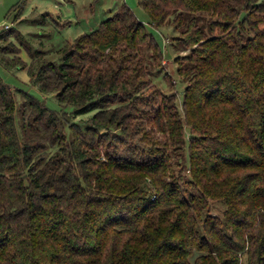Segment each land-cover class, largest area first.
Returning <instances> with one entry per match:
<instances>
[{
  "label": "trees",
  "instance_id": "obj_1",
  "mask_svg": "<svg viewBox=\"0 0 264 264\" xmlns=\"http://www.w3.org/2000/svg\"><path fill=\"white\" fill-rule=\"evenodd\" d=\"M141 4L191 49L183 110L164 95L150 138L132 121L150 99L140 51L163 54L130 7L59 63L0 33V62L60 106L0 78V264H264V1ZM184 151L189 178L174 170Z\"/></svg>",
  "mask_w": 264,
  "mask_h": 264
},
{
  "label": "rangeland",
  "instance_id": "obj_2",
  "mask_svg": "<svg viewBox=\"0 0 264 264\" xmlns=\"http://www.w3.org/2000/svg\"><path fill=\"white\" fill-rule=\"evenodd\" d=\"M23 1H25L24 5L20 7ZM122 5L131 8L163 54L159 63L153 59V48L148 43L144 44L140 51L142 65L147 68V70H141L148 83V89L143 93L150 99L140 105L141 112L133 113L136 119L132 121L136 124L135 130H138L137 139L143 136L150 138L151 127L145 115L154 114L164 95L167 98L171 97V101L177 104L179 110H183L187 83L179 75L178 69L180 62L190 53L191 49L183 40H179L181 33L175 31L172 18L166 21L161 28L154 27L141 0H0V33L6 28L5 26H11L16 31L12 40H16L17 35L23 37L31 43L34 49L44 52L48 60L59 63L60 52L66 45L74 43L83 34L97 30L101 23L113 17ZM18 15L20 18L17 20ZM45 15H47V20H44ZM208 19L209 16L201 15L202 23H207ZM0 78L12 87L28 91L44 100L49 108L60 109L58 101L54 98L55 95H43L32 82L31 85L30 78L23 71L7 67L0 62ZM64 109L70 118L73 117L71 120L74 119L76 122L88 119L92 115L74 117L73 107L68 106ZM154 131L158 132L157 129ZM156 134L158 138L160 137L159 141L164 144L165 135ZM189 137L187 133V139ZM158 144L161 143L158 142ZM169 148L172 152L173 146L170 145ZM188 158V152L184 151L180 157L175 156L174 159L175 172L183 174L184 178L190 176ZM223 209V206L217 203L213 208V213L220 214L219 212Z\"/></svg>",
  "mask_w": 264,
  "mask_h": 264
},
{
  "label": "built area",
  "instance_id": "obj_3",
  "mask_svg": "<svg viewBox=\"0 0 264 264\" xmlns=\"http://www.w3.org/2000/svg\"><path fill=\"white\" fill-rule=\"evenodd\" d=\"M6 27H10L9 25H7Z\"/></svg>",
  "mask_w": 264,
  "mask_h": 264
}]
</instances>
